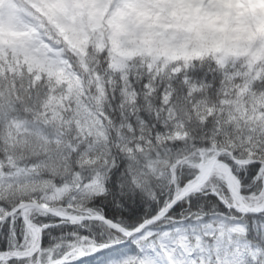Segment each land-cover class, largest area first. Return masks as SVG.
I'll return each mask as SVG.
<instances>
[{"label": "snow or ice", "instance_id": "1", "mask_svg": "<svg viewBox=\"0 0 264 264\" xmlns=\"http://www.w3.org/2000/svg\"><path fill=\"white\" fill-rule=\"evenodd\" d=\"M0 264H264V0H0Z\"/></svg>", "mask_w": 264, "mask_h": 264}]
</instances>
